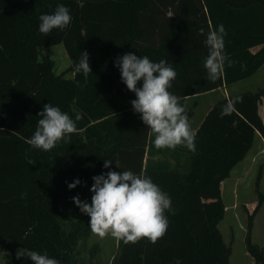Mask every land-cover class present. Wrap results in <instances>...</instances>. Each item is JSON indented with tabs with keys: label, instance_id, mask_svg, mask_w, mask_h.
<instances>
[{
	"label": "trees",
	"instance_id": "trees-1",
	"mask_svg": "<svg viewBox=\"0 0 264 264\" xmlns=\"http://www.w3.org/2000/svg\"><path fill=\"white\" fill-rule=\"evenodd\" d=\"M58 4L69 8L72 22L45 36L39 17L53 14ZM220 24L227 31L224 51L236 63H226L222 78L212 83L203 64L209 52L204 41ZM58 43L71 59L72 77L58 73L50 55L39 57L40 46ZM85 50L92 68L87 82L75 70ZM128 52L165 60L177 72L169 91L186 108L195 152L155 148V134L130 103L136 95L115 66ZM263 65L264 0H0V242L8 251L26 247L60 264H83L79 246L92 234L90 217L72 197L81 198L93 176L130 170L169 195V226L155 244L147 238L135 244L119 240L111 264H230L232 246L219 226L227 209L222 184L256 137L264 139V86L221 96L199 124L193 116L198 96L228 89ZM237 96L243 101L221 118L227 100ZM47 103L73 120L77 113L83 118L70 143L43 151L27 140ZM105 160H113L110 169L103 167ZM260 174L259 201L245 237L255 264H264V249L252 234L264 202ZM76 179L81 183L69 189ZM13 264H19L15 254Z\"/></svg>",
	"mask_w": 264,
	"mask_h": 264
},
{
	"label": "clouds",
	"instance_id": "clouds-1",
	"mask_svg": "<svg viewBox=\"0 0 264 264\" xmlns=\"http://www.w3.org/2000/svg\"><path fill=\"white\" fill-rule=\"evenodd\" d=\"M39 20V32L47 36L54 29H67L72 16L68 7L58 4L53 14H42ZM226 35L225 26L220 24L218 30L210 31L204 41L209 52L203 64L207 79L212 83L222 78L226 63L228 67L236 63L224 51ZM115 66L120 70L121 80L127 89L136 95L130 103L134 112L140 114L143 123L155 134V148L175 150L183 146L195 152L196 132L191 128L186 108L169 91L177 72L165 60L153 62L148 56L139 57L134 52L119 55ZM75 70L82 73L87 82L92 68L86 50L82 51ZM242 101L239 96L228 99L222 107L221 118L231 115L234 105ZM38 116L40 119L34 135L27 143L43 151L52 150L61 141L70 143L71 135L78 131L76 121L83 118L81 113H77L73 120L51 103L44 104ZM112 162L105 160L103 167L110 169ZM115 164L122 168L118 159H115ZM92 179L91 202L81 200L79 195L72 200L83 214L90 217L89 226L94 235L100 238L111 235L125 244H135L147 238L155 244L166 234L169 222L164 213L172 207L171 198L150 177L130 170H110ZM80 183L76 179L68 187L74 189ZM26 196L27 192L22 193V198ZM16 258L30 259L33 264H60L57 259L26 247L17 250Z\"/></svg>",
	"mask_w": 264,
	"mask_h": 264
},
{
	"label": "rangeland",
	"instance_id": "rangeland-1",
	"mask_svg": "<svg viewBox=\"0 0 264 264\" xmlns=\"http://www.w3.org/2000/svg\"><path fill=\"white\" fill-rule=\"evenodd\" d=\"M44 55H50L55 59V70L58 73L66 72L67 77L73 76L71 59L64 43L40 46L39 57L42 58ZM263 86L264 66L253 76L231 84L227 92L224 90H216L201 94L196 99L198 105L195 108L193 121L199 124L213 103L221 96L243 91H256ZM189 103L191 104V100H189ZM257 144L258 141H256L255 150L259 151L262 144ZM257 161L253 168L247 165L248 161L244 159L242 161L243 163H239L234 170L233 177H229L222 184L223 199L226 202L227 209L225 218L220 222L219 226L223 232L225 241L232 246L230 264H253L252 257L246 251L245 237L249 222V213L254 211L259 201L257 181L260 173V191L264 194V154H261ZM91 186L92 184L83 186L84 193L81 200L91 202V196L93 195L90 191ZM248 205H250V209L247 207ZM74 206L76 205L74 204ZM254 221V230L252 231L253 240L255 242L260 241L264 244V202L256 212ZM20 248L16 247L13 251H8L0 242V264H13V255H16L17 250ZM118 248L119 240L113 238L111 235L100 238L93 233L89 238L83 242L81 241L79 246L81 260H84L83 264H111L112 259L118 252ZM17 260L19 264H33L30 259L21 258Z\"/></svg>",
	"mask_w": 264,
	"mask_h": 264
},
{
	"label": "crops",
	"instance_id": "crops-1",
	"mask_svg": "<svg viewBox=\"0 0 264 264\" xmlns=\"http://www.w3.org/2000/svg\"><path fill=\"white\" fill-rule=\"evenodd\" d=\"M260 48V46L259 47H255V48H253V50L255 51V50H257V49H259ZM264 66V65H263ZM262 66V67H263ZM261 67V68H262ZM260 68V69H261ZM259 69V70H260ZM258 70V71H259ZM257 71V72H258ZM256 72V73H257ZM255 73V74H256ZM220 90H224V91H226L227 92V88H224V89H220ZM259 110H260V114H261V116H262V118L264 119V96H263V101H262V103L260 104V107H259ZM256 141H258V144H262L261 146V149L258 151V150H255L256 148V146H255V144H256ZM257 144V145H258ZM261 154H264V139H263V137L261 136V135H258L257 137H256V140H255V143H254V146L252 147V149L250 150V152L248 153V155H247V157L245 158V161H248L247 163V165H249L250 167H253L254 165H256V162H258L257 161V159L260 157V155ZM244 161V160H243ZM242 162V161H241ZM240 162V163H241ZM243 163V162H242ZM261 163V162H260ZM259 163V164H260ZM239 164H237L235 167H234V169L232 170V172H231V175H230V177H233V175H234V170L236 169V167L238 166ZM261 165V164H260ZM254 168V167H253ZM228 179V178H227ZM241 179V178H240ZM225 182V181H224ZM225 204H226V202H225ZM249 209H250V205H248L247 206ZM255 207V206H254ZM226 208H227V205H226ZM250 213H252V212H250ZM249 213V214H250ZM256 221V220H255ZM254 221V222H255ZM253 230H254V228H253ZM255 239V238H254ZM256 240V239H255ZM257 243L258 244H260V246H262L263 247V249H264V244L263 243H261L260 241H257ZM246 251H247V248H246ZM247 253L249 254V252L247 251ZM250 255V254H249ZM251 256V255H250ZM253 259V258H252ZM253 264H255V262H254V260H253Z\"/></svg>",
	"mask_w": 264,
	"mask_h": 264
}]
</instances>
